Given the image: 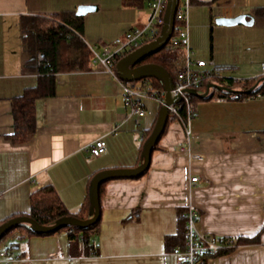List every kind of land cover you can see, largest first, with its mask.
<instances>
[{
	"label": "crops",
	"instance_id": "0c3cea01",
	"mask_svg": "<svg viewBox=\"0 0 264 264\" xmlns=\"http://www.w3.org/2000/svg\"><path fill=\"white\" fill-rule=\"evenodd\" d=\"M202 4L211 6L189 18L196 57L214 59L222 77H264V16L253 15V25L215 23L217 17L264 8V0ZM82 5L98 7L84 16L90 49L142 28L150 15L149 1L137 7L125 0H0V221L29 213L31 194L48 185L77 212L95 174L134 168L142 161L145 135L160 106L148 101L139 125L135 117L127 119L120 82L92 61L86 70L55 75V95L36 101L33 139L16 144L9 138L14 132L12 99L41 79L27 67L21 17L48 18L77 12ZM203 30L211 33L207 47ZM191 134L189 140L183 124L170 121L144 175L107 182L99 231L90 245L81 242L73 248L67 232L32 236L15 248L23 257L12 264H180L165 240L177 234L179 210L188 208L198 212L196 230L202 234L235 240L257 236L264 227V96L199 100ZM100 138L107 149L94 156L90 147ZM187 147L200 158L185 152ZM196 176L198 181L191 182ZM206 264H264V232L259 242L208 257Z\"/></svg>",
	"mask_w": 264,
	"mask_h": 264
},
{
	"label": "trees",
	"instance_id": "16d2710c",
	"mask_svg": "<svg viewBox=\"0 0 264 264\" xmlns=\"http://www.w3.org/2000/svg\"><path fill=\"white\" fill-rule=\"evenodd\" d=\"M147 1L150 2V0H125V3L140 7ZM193 3L199 2L194 1ZM252 13V15L264 16V8H255L252 10ZM20 27L23 33L26 50L30 55L27 67L36 70L41 75V79L38 86L27 88L22 95L12 99L14 132L9 138L16 144L27 143L35 137L37 133L36 101L41 98L55 95V75L59 72L86 70L90 67L93 58L92 51L84 39L85 17L78 16L76 12H63L48 18L38 15L22 16ZM39 54L43 56V60L40 63L38 62ZM146 63L158 64L164 67L174 79L183 69L185 57L181 50L168 52L163 48L161 51L147 56L139 65ZM217 70L220 71L221 68L218 67ZM140 81L143 85H147L152 90L163 89V84L157 77H148ZM210 84L217 85L218 87H227V89L234 90L236 93L233 94L228 90H221L218 87H209ZM250 90L252 91L249 92ZM202 91L203 92L198 93L199 95H193L192 97L196 104L199 100L212 98L216 95L220 97H233L236 95L237 99L264 96V77L239 80L222 77L221 75H213L205 81ZM207 91L208 95L206 97L200 96ZM172 120H174V117L169 115L163 134L166 132V128ZM153 128L145 135L144 144L152 133ZM158 144L154 151L158 149ZM108 181L109 180L104 181L100 185V203L105 194ZM187 210L188 209L179 210V228L177 234L166 237L165 243L169 251H174L177 247H185L187 225V218L185 215ZM89 212V194L80 209L77 212H71L61 200L56 189L48 185L31 194L30 211L22 215L29 216L42 225H52L59 219L65 217L87 219L89 218ZM22 215L14 214L9 216L1 220L0 225L14 217ZM100 222L101 217L97 223L87 228L82 229L76 226H68L53 233H37L32 231L28 224H20L8 231L2 237L0 244L10 240L7 248L12 251L19 247L21 241L29 239L32 236H48L67 232L73 248H77L81 242L88 246L95 234L99 231ZM263 232L264 227L261 232L253 238L236 240L235 247L240 244L259 242ZM232 249L217 252L212 256L224 254ZM18 255L21 258L23 257L22 254ZM208 257L211 256L200 258L197 264H206V259Z\"/></svg>",
	"mask_w": 264,
	"mask_h": 264
},
{
	"label": "built area",
	"instance_id": "2783aa9c",
	"mask_svg": "<svg viewBox=\"0 0 264 264\" xmlns=\"http://www.w3.org/2000/svg\"><path fill=\"white\" fill-rule=\"evenodd\" d=\"M194 1L203 2L207 0H178V7L175 15L173 33L164 48L168 52L181 50L184 53L185 63L183 69L173 79L170 90L173 99L168 106L169 115L183 124L187 137L191 134V124L196 114V103L190 91L201 93L205 81L213 75L220 76L218 66L214 59H201L196 57L190 42L189 10ZM150 15L142 28L128 30L124 37H118L111 43L104 44L100 49L91 47L93 54L92 62L104 66L115 78L118 79L122 89L125 106L128 110L127 119L135 117L136 124H140L141 118L147 113L146 104L148 101L156 102L160 107L166 104V91L152 90L141 81H127L120 78L116 71L118 61L141 46L155 40L161 35L164 25V17L167 8V0H150ZM43 60L38 55V62ZM264 72V67H263ZM237 98L236 95L233 96ZM107 149L104 139L96 140L90 147L94 156H99ZM190 153V148L183 149ZM194 159L200 156L192 154ZM198 177L191 178V182H197ZM3 197V194H0ZM186 244L184 248L177 247L173 253L180 264H197L202 257L212 256L217 252L232 249L235 247V239L224 236L202 234L196 230L198 212L194 208H188L186 213ZM21 258L15 250H9L5 245L0 244V263L12 264Z\"/></svg>",
	"mask_w": 264,
	"mask_h": 264
},
{
	"label": "water",
	"instance_id": "95a60500",
	"mask_svg": "<svg viewBox=\"0 0 264 264\" xmlns=\"http://www.w3.org/2000/svg\"><path fill=\"white\" fill-rule=\"evenodd\" d=\"M178 7V0H167V8L164 17V25L161 35L155 40L141 46L135 51L121 58L117 65L116 71L119 73L120 78L127 81H140L148 77H157L163 84V89L166 91V104L160 108L159 116L156 124L146 140L142 153L141 163L134 168H121V169H109L103 170L95 174L93 177L89 196H90V212L89 218L78 219L75 217H65L56 221L52 225H42L35 219L29 216L14 217L7 222L0 225V241L2 237L10 231L12 228L20 224H28L30 229L37 233H53L68 226H76L79 228H87L97 223L101 217V203H100V185L102 182L115 179V178H137L144 175L150 168L152 154L159 140L161 139L167 121L169 118L168 106L172 102L170 90L172 87L173 78L169 72L162 66L153 63L141 64L139 63L154 53L161 51L169 38L171 37L175 25V15ZM98 9L96 5H82L77 10L78 16H86L87 14L94 12ZM255 17L249 14H241L235 17H217L215 23L219 26H236V25H253ZM218 87L217 85L210 84L209 87ZM221 90H228L230 93H236L234 90L227 89V87H218ZM250 90L249 92H251ZM192 95H199L195 91H190ZM208 91L201 94V97H206Z\"/></svg>",
	"mask_w": 264,
	"mask_h": 264
},
{
	"label": "rangeland",
	"instance_id": "374dc122",
	"mask_svg": "<svg viewBox=\"0 0 264 264\" xmlns=\"http://www.w3.org/2000/svg\"><path fill=\"white\" fill-rule=\"evenodd\" d=\"M210 6L211 5H209V4H202L201 2L200 3H193L190 7V10H189V18L192 17L193 12L198 13L200 10H202V8H204V7L210 8ZM201 33H202L203 41L206 40V43L204 42L205 46L207 47V45H211V33H210V31L209 30H203ZM159 111H160V109H159Z\"/></svg>",
	"mask_w": 264,
	"mask_h": 264
}]
</instances>
